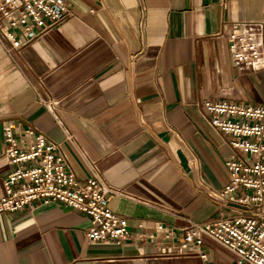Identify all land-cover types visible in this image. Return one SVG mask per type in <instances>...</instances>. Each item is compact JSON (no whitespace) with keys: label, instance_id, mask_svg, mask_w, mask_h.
I'll return each mask as SVG.
<instances>
[{"label":"crops","instance_id":"1","mask_svg":"<svg viewBox=\"0 0 264 264\" xmlns=\"http://www.w3.org/2000/svg\"><path fill=\"white\" fill-rule=\"evenodd\" d=\"M68 6L65 22L20 50L8 55L0 45V198L13 169L4 127L13 122L59 144L81 182L91 176L85 152L121 194L110 207L130 236L121 246L90 243L87 215L34 202L0 214V264H233L236 256L209 237L191 253L162 256L156 228H168L166 242L178 246L195 224L249 215L219 196L233 150L203 102L264 104V71L234 66L228 41L233 25L264 22V0ZM42 99L56 102L61 126Z\"/></svg>","mask_w":264,"mask_h":264},{"label":"built area","instance_id":"2","mask_svg":"<svg viewBox=\"0 0 264 264\" xmlns=\"http://www.w3.org/2000/svg\"><path fill=\"white\" fill-rule=\"evenodd\" d=\"M69 16L68 0H0V45L11 55ZM228 41L234 66L264 71V22L233 25ZM41 102L61 126L56 102L53 99ZM203 108L211 126L230 138L233 150L225 163L230 180L219 196L249 210V215L195 224L178 246L166 242L171 231L159 225L156 232L163 234L165 240L159 254L191 253L200 248L204 237H209L236 256L233 264H264V104L204 101ZM17 131L23 134V139L16 138ZM4 137L8 146L6 157L13 169L4 181L0 214L20 212L34 202H57L90 218L87 233L90 243L124 244L130 236L129 222L110 207L111 199L121 194L104 182L85 152L80 150L91 176L81 182L61 146L42 133L9 122L4 127ZM67 138L74 142L73 136Z\"/></svg>","mask_w":264,"mask_h":264}]
</instances>
